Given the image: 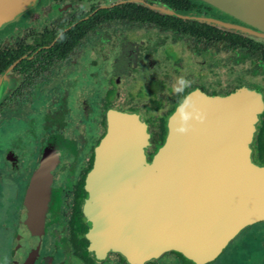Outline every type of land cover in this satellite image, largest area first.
<instances>
[{
  "label": "flooded vegetation",
  "instance_id": "1",
  "mask_svg": "<svg viewBox=\"0 0 264 264\" xmlns=\"http://www.w3.org/2000/svg\"><path fill=\"white\" fill-rule=\"evenodd\" d=\"M196 17L237 23L201 0H37L18 21L7 24L0 32V51L5 54L0 57V76L15 83L0 100V118L21 111L45 113L48 108L54 109L59 94L58 78L74 69L76 77L82 78L79 85L84 90L79 94L85 98L78 102L77 97L81 96H77L78 91L74 94L79 107L70 109L66 132H48L47 124L40 121L35 134L27 128L17 132L14 147L1 145L0 184L5 183L9 189L0 191V264H210L224 254L243 229L264 223L256 221L242 227L212 259L202 261L173 249L139 262H129L114 250L97 255L89 250L88 243L94 240L85 237L88 224L84 213L89 201L85 180L94 160V148L107 131L109 111L141 119L147 135L141 150L147 163L162 145L155 147L153 143L162 135L160 126L165 125L161 136L164 141L168 117L189 93L222 98L240 89H252L258 94L261 107L254 115L248 142L256 165H264V105L260 87L234 86L214 93L220 90L217 74L230 61L249 59L251 67L264 70V43ZM128 35L132 36L130 42ZM111 41L113 45H108ZM114 42L118 44L115 51L125 57L116 78L110 63L115 52L109 50ZM192 42L195 46H191ZM224 45L230 53L226 59L222 55ZM187 55L197 68L184 77L189 85L176 92L174 73L179 72ZM254 55L259 56L260 64ZM81 56L88 58L79 66ZM168 62L171 66H167ZM153 65L154 74H147L146 94L141 95L136 79L145 66ZM96 71H103L100 76L107 78L102 90H96ZM118 78L126 80L119 82ZM157 85L160 90L155 92L151 87ZM115 100L129 102L130 107H113L111 102ZM43 156H48L50 163L49 179L38 180L34 183L36 188L30 187L31 175ZM27 202L43 210L38 253L28 262L26 252L31 248L25 246L23 238L38 227V221L30 212L27 222L22 224V214L30 208ZM261 231L259 239L251 235L249 243L225 252V263L253 264L255 260L264 264V229ZM237 248L242 251L235 253Z\"/></svg>",
  "mask_w": 264,
  "mask_h": 264
},
{
  "label": "water",
  "instance_id": "2",
  "mask_svg": "<svg viewBox=\"0 0 264 264\" xmlns=\"http://www.w3.org/2000/svg\"><path fill=\"white\" fill-rule=\"evenodd\" d=\"M36 1L0 0V32ZM201 1L237 23L196 18L264 43V0ZM8 89L9 81L1 75L0 100ZM260 107L252 89L222 98L191 92L168 117L164 141L147 163L141 119L109 111L107 131L94 148L85 180V237L94 240L89 250L95 255L114 250L139 262L173 249L202 261L212 259L242 227L264 220V165H256L248 142ZM181 126L187 131L178 132ZM49 173L48 156H43L30 187L48 181ZM26 205L30 208L22 214V224L30 212L38 221L23 238L31 248L28 262L38 253L43 210L33 202Z\"/></svg>",
  "mask_w": 264,
  "mask_h": 264
},
{
  "label": "rangeland",
  "instance_id": "3",
  "mask_svg": "<svg viewBox=\"0 0 264 264\" xmlns=\"http://www.w3.org/2000/svg\"><path fill=\"white\" fill-rule=\"evenodd\" d=\"M128 39L127 41H131V37L132 36H127ZM113 45V41L109 42V44ZM118 44L116 42H114V47L111 46V49L109 50H114L115 54L111 57L110 63L112 66V75L116 78L120 75L122 68H123V62H124V53L120 54V52L117 50L115 51V47L118 48L117 46ZM191 46H195L194 42L191 43ZM107 48H109V46H107ZM87 55V52H85ZM230 53H227V48L223 47V58L226 59V57L229 55ZM185 56V55H184ZM155 58V56H153ZM88 57L86 56H81V58L79 59L80 61V65L84 62L87 61ZM254 58L256 60V63L260 64L259 62V56L258 55H254ZM110 59V58H109ZM171 59V58H170ZM249 60V59H248ZM247 59L244 60H236V61H230L227 63V65L224 66L223 69L219 70L217 76L220 82L219 91H214V93H221V90L223 89V91L228 90V88H232L234 86H254V87H260V94L263 101V105H264V70L260 69V70H256L255 68L251 67V64H249V61ZM155 63H157V60H154ZM251 62V61H250ZM169 63V62H168ZM98 64V63H97ZM167 66H171V64L169 63V65L167 64ZM228 66L230 68H228ZM196 66L192 60V58L190 56H186L183 58V61L180 65V67L178 68L179 72H175L174 75V79H173V89L175 90L177 87H179L178 84V80L180 77H185L187 75L193 74V72L196 70ZM99 69V67L97 68V70ZM100 70V69H99ZM154 70V65L150 66V67H144V72L143 74H141V76H138V78L136 79L137 85H139L140 87V93L141 95L146 94L145 93V84L146 83V76L147 74H154L153 72ZM103 71H96L95 74V85H96V90H102V88H105L106 86V81L107 78L103 77L102 75L100 76V74H102ZM70 74H72V76H69ZM186 79V78H185ZM205 79V77L203 78ZM119 80V82H125L126 79H120L118 78L117 81ZM81 85L82 83V78L80 76L76 77V69H74L72 72H68L66 73V75H63L61 77L58 78V90H59V94L58 96H56V104L54 107V109H50L48 108L45 113L42 110L34 112V111H26L23 112L21 111V114L18 115H14V114H8L6 116H2L0 118V147L1 145H7V146H11L12 142L15 140V135L17 132H19L21 129L27 128V131H29L32 134H35L36 132H38V123L40 121H43V125L47 124V131L48 132H66L65 130L67 129V123H68V119H67V115L68 113L71 111L70 109H72L74 111V108H78L79 104L75 103L76 101H74L76 98H74V94H76V91H78V94L83 92V88L79 85ZM201 84V83H200ZM13 86H15V83L11 81H9V89L7 91L10 92V90H12ZM130 87V84L127 86V88ZM153 89V91L157 92L160 90V87L157 86H153L151 87ZM6 93V94H7ZM5 94V95H6ZM77 96H81L80 94ZM55 97V96H54ZM47 98V97H46ZM48 100L50 99V96L48 97ZM84 96L81 97H77V101H82L84 100ZM105 99V97L103 98ZM109 99V98H107ZM106 99V100H107ZM105 100V101H106ZM104 101V102H105ZM111 105L113 107L119 108V109H127L128 107H130V103L129 102H123L120 100H115L114 102H111ZM75 109V110H76ZM34 112V113H33ZM23 127V128H22ZM40 133H42V131H40ZM38 135V133L36 134ZM11 141V142H10ZM50 144V143H49ZM12 147H14V144H12ZM35 157L28 158L27 160H33ZM23 167H21V171H22ZM12 188V186L10 187V189ZM9 187L6 186L5 183L0 184V191L1 192H5L8 191ZM12 190V189H11ZM264 229V223H256V224H252L250 225V227H247L245 229H243L235 238L234 240H232L229 244H228V249L225 252H229L231 249H233L236 246H239L242 244H247V242H250V238L249 236L254 235L253 238H260L259 234H261L260 232H262L261 230ZM260 231V232H258ZM252 238V239H253ZM258 238V239H259ZM242 251V248H237L235 249V253ZM222 254L220 256L219 259L210 262V264H226L225 260H223L225 258V256L227 255V253ZM225 255V256H224ZM227 261V260H226ZM255 262V263H254ZM252 264V263H251ZM253 264H259L257 263L255 260H253Z\"/></svg>",
  "mask_w": 264,
  "mask_h": 264
},
{
  "label": "clouds",
  "instance_id": "4",
  "mask_svg": "<svg viewBox=\"0 0 264 264\" xmlns=\"http://www.w3.org/2000/svg\"><path fill=\"white\" fill-rule=\"evenodd\" d=\"M189 83H190V82H189L187 79H185L184 77H180L179 80H178L179 87H177V88L175 89V91H176V92H181V91H183V89H184L185 87H187V86L189 85ZM188 118H189V117H188L187 114H184V115H183V119H184V120H187ZM177 131L183 133V132H186V131H187V128L184 127V126H181V127H179V128L177 129Z\"/></svg>",
  "mask_w": 264,
  "mask_h": 264
},
{
  "label": "trees",
  "instance_id": "5",
  "mask_svg": "<svg viewBox=\"0 0 264 264\" xmlns=\"http://www.w3.org/2000/svg\"><path fill=\"white\" fill-rule=\"evenodd\" d=\"M207 5V4H206ZM209 6V5H208ZM192 30L194 31V29L192 28ZM197 30H199V29H197ZM230 36H233V35H230ZM238 39H240L239 38V36H238ZM5 56V54H4V52H2V51H0V57H4ZM3 68V66H0V70ZM160 128H161V131H162V135H160V138H159V140H155V141H153V143L155 144V147H157V146H159L160 144H162V141H163V136H164V132H165V125L164 124H162L161 126H160ZM162 136V137H161ZM262 162H264V155H263V159H262Z\"/></svg>",
  "mask_w": 264,
  "mask_h": 264
}]
</instances>
